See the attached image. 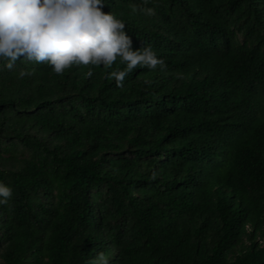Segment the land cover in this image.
<instances>
[{"label": "trees", "instance_id": "16d2710c", "mask_svg": "<svg viewBox=\"0 0 264 264\" xmlns=\"http://www.w3.org/2000/svg\"><path fill=\"white\" fill-rule=\"evenodd\" d=\"M103 10L167 67L0 60V264H264V0Z\"/></svg>", "mask_w": 264, "mask_h": 264}, {"label": "clouds", "instance_id": "9594fccd", "mask_svg": "<svg viewBox=\"0 0 264 264\" xmlns=\"http://www.w3.org/2000/svg\"><path fill=\"white\" fill-rule=\"evenodd\" d=\"M106 0H0V60L9 69L24 58L47 62L63 74L75 65L111 68L118 59L126 65L113 70L119 87L136 67L164 69L167 63L150 44L133 49V39L125 31V21L113 11L106 12ZM136 11V7H133ZM155 15L152 7L144 8ZM27 73L21 72V76ZM13 194L11 185L0 181V203ZM97 264H107L103 253Z\"/></svg>", "mask_w": 264, "mask_h": 264}]
</instances>
